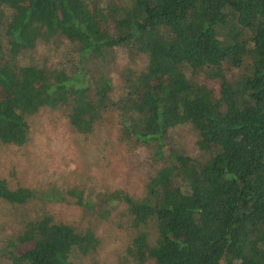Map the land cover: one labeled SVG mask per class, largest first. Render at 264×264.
<instances>
[{"label": "trees", "instance_id": "trees-1", "mask_svg": "<svg viewBox=\"0 0 264 264\" xmlns=\"http://www.w3.org/2000/svg\"><path fill=\"white\" fill-rule=\"evenodd\" d=\"M38 43L67 53L46 66ZM118 49L144 66L115 87L104 71ZM43 107L64 109L79 134L115 110L121 139L150 148L155 171L140 198L115 192L96 204L65 192L101 218L110 202L124 205L136 229L130 264H264V0H0V144L23 146L25 118ZM180 127L197 157L170 144ZM31 198L0 179V201ZM96 245L45 215L2 254L9 264H70Z\"/></svg>", "mask_w": 264, "mask_h": 264}, {"label": "rangeland", "instance_id": "rangeland-1", "mask_svg": "<svg viewBox=\"0 0 264 264\" xmlns=\"http://www.w3.org/2000/svg\"><path fill=\"white\" fill-rule=\"evenodd\" d=\"M106 1L92 0V4L102 7ZM66 53L64 44L38 43L33 55L50 67L63 60ZM114 53L104 72L119 87L120 75L126 69L140 70L144 60L142 57L130 60L119 49ZM27 62L20 58L21 64ZM206 85L217 88L215 82ZM25 120L28 132L23 146L0 144V179L11 190H30L34 199L24 205L0 201V264H9L2 254L8 240L18 236L26 222L45 215L55 223L72 226L79 233L89 231L95 237L94 252L84 256L73 253L70 264H130L127 249L136 229L131 226L124 205L110 202L106 205L108 213L101 218L96 212L77 206L65 192L75 188L96 204L102 196L115 192L140 198L155 171L150 148L121 139L115 110L105 113L88 134L74 131L62 108L43 107ZM170 137L171 145L197 157L194 136L187 127L177 128Z\"/></svg>", "mask_w": 264, "mask_h": 264}]
</instances>
